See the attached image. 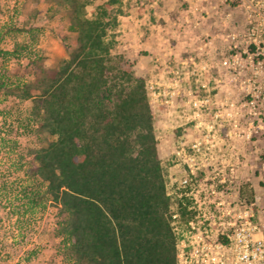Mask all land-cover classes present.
Instances as JSON below:
<instances>
[{
	"label": "rangeland",
	"instance_id": "rangeland-1",
	"mask_svg": "<svg viewBox=\"0 0 264 264\" xmlns=\"http://www.w3.org/2000/svg\"><path fill=\"white\" fill-rule=\"evenodd\" d=\"M85 1L89 18L97 6L108 4V14L117 24L107 37L114 42L111 55L127 62L146 83L177 81L181 103L188 94L210 96L213 112L232 110L231 119L214 121L213 159L204 160L206 165L197 171L191 189L199 192L201 207L213 215L216 224L233 221L227 214L228 202L232 209L242 202L254 204V212L259 210L264 204V0ZM18 45L27 49L22 52L23 64L30 51L43 55L44 67L56 68L69 58L74 34L67 30L65 14L49 1L0 0V68L11 80L15 78L7 71L16 62L1 53ZM251 99L256 116L248 115L243 105ZM29 107V101L0 97V184L13 182L14 188L29 181H23L22 171L11 174L10 163L25 156L27 150L46 144L39 145L24 129L22 120ZM152 113L170 193L172 183L184 175L183 167L174 163L172 150L183 129L190 128L189 123L184 125L188 112L167 116L163 107H156ZM204 119L212 121V113ZM245 186L254 195L250 203L241 198ZM220 202L224 204L219 211ZM17 204L13 193L4 194L0 187V264H71L53 235L59 220L55 207L47 204L44 211L28 216L21 214Z\"/></svg>",
	"mask_w": 264,
	"mask_h": 264
},
{
	"label": "trees",
	"instance_id": "trees-1",
	"mask_svg": "<svg viewBox=\"0 0 264 264\" xmlns=\"http://www.w3.org/2000/svg\"><path fill=\"white\" fill-rule=\"evenodd\" d=\"M46 1L65 14L74 47L56 68L30 51L23 64L24 46L1 53L16 66L7 71L13 80L0 68V97L30 102L24 129L46 144L10 163V173L22 171L29 184L0 187L13 193L22 215L55 207L53 235L71 264H176L175 202L166 191L146 81L111 55L107 37L116 19L108 4L89 18L85 0ZM240 194L253 200L247 186Z\"/></svg>",
	"mask_w": 264,
	"mask_h": 264
},
{
	"label": "built area",
	"instance_id": "built-area-1",
	"mask_svg": "<svg viewBox=\"0 0 264 264\" xmlns=\"http://www.w3.org/2000/svg\"><path fill=\"white\" fill-rule=\"evenodd\" d=\"M179 88L177 81L146 83L151 109L163 107L167 116L174 114L175 117L185 116L188 112L184 125L189 123L190 128L183 129L172 150L174 163L183 167L184 175L172 183L170 193L166 185L167 195L175 201L170 226L176 241V264H264V204L254 212V204L247 206L240 202V206L236 204L232 209L228 202L227 214L233 221L216 224L210 217L213 215L201 207L199 192L191 189L197 171L206 165L204 160L207 157L213 159L216 147L214 121L231 119L232 110L213 112L210 96L192 97L188 94L181 103ZM245 103L248 115L256 116L254 100ZM211 113L213 120L205 121V115ZM252 128L250 123L249 133ZM257 128L260 129L261 124ZM261 169L264 176V163ZM178 204L185 210L184 216ZM222 204H217V210ZM232 211L233 215L230 214Z\"/></svg>",
	"mask_w": 264,
	"mask_h": 264
},
{
	"label": "crops",
	"instance_id": "crops-1",
	"mask_svg": "<svg viewBox=\"0 0 264 264\" xmlns=\"http://www.w3.org/2000/svg\"><path fill=\"white\" fill-rule=\"evenodd\" d=\"M216 158H217V156H216ZM253 191L255 192V189L253 188Z\"/></svg>",
	"mask_w": 264,
	"mask_h": 264
}]
</instances>
